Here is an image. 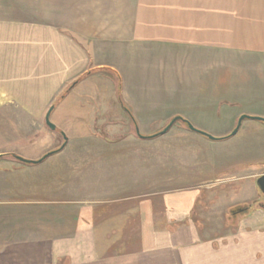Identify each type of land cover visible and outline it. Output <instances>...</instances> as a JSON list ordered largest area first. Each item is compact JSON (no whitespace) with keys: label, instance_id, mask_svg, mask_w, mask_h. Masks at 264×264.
Instances as JSON below:
<instances>
[{"label":"crops","instance_id":"obj_1","mask_svg":"<svg viewBox=\"0 0 264 264\" xmlns=\"http://www.w3.org/2000/svg\"><path fill=\"white\" fill-rule=\"evenodd\" d=\"M204 50L233 56L230 64L234 72L252 58L264 64V0H0V104L27 106L28 112L39 118L38 112L48 105L54 106L52 116L58 104L65 105L74 93L73 103L98 107L111 104L100 99L99 88H104L106 81L112 86L116 78L131 99L127 102L134 120H144L153 117L150 115L155 110L144 108L139 99L145 95L143 89H158L163 83L170 90L171 79L176 77L169 73H179L181 82L195 84L204 95ZM160 66L165 67L163 79L158 76ZM150 72L157 75L147 81ZM66 89L68 93L56 103ZM86 113L74 115L77 120L85 115L93 121L100 115ZM185 116L188 122L204 121L202 115ZM253 116L264 118V113ZM224 119V129L212 136H230L235 130L236 119ZM246 120L230 139L239 134ZM259 122L261 126L248 129L254 131L253 135L245 137L257 140L261 133L264 137V122ZM193 126L207 128L204 124ZM87 134L97 137L90 128ZM252 148L253 154L229 163L242 173L222 179L216 189V208L222 213L248 206V212L241 218L237 215L232 226L244 229L250 237L253 232L264 233V206H251L252 202H260L257 180L264 175V149H258L256 141ZM68 150L67 140L64 149L41 164L0 173V194L8 201L40 202L36 204L55 208L42 215L51 217L42 231L48 236L8 242L4 247L0 244V264H204L202 254L194 256L204 248V240L189 219L191 213L182 212L181 216L188 218L176 221L183 223L184 229L170 231L159 225L152 231H164L167 236L145 242L144 224V239L138 236L144 212L130 214L124 204L128 201L127 184L125 189L123 182L117 184L115 191L120 192L115 197L97 194L95 188L93 192L90 178L75 177L66 161ZM93 167L95 170V163ZM85 169L89 173L91 165L85 163ZM130 232L138 233L135 253L119 251L115 259L105 258L98 263L96 257H106L113 248L122 250ZM238 237L239 247L235 250L239 256L235 255L234 261L264 264V256L256 261L252 258V241H246L244 234ZM244 248H248L249 257L244 253L241 257ZM254 249H263L264 254V242L256 241Z\"/></svg>","mask_w":264,"mask_h":264},{"label":"rangeland","instance_id":"obj_2","mask_svg":"<svg viewBox=\"0 0 264 264\" xmlns=\"http://www.w3.org/2000/svg\"><path fill=\"white\" fill-rule=\"evenodd\" d=\"M222 56L216 50H204V95L195 84L181 82L179 73H169L176 77V80L171 79L173 81L170 90H167L163 83L158 89H143L145 95L139 99L144 102V108L147 106L146 110H155L150 115L153 117L144 120H134L130 103L127 102L131 99L126 97V90L120 88V80L116 78H113L112 86L111 82L106 81V86L99 88V94L102 95L100 99L110 101L111 104L98 107L76 104L73 103L76 94H71L67 101H64L65 105L58 104L50 118L51 123L67 131L68 137L61 130H52L46 125L45 116L52 105H48L43 112H38L39 118H34L28 112L27 106L0 104V155L3 156L0 158V173L27 166L14 159L15 155L26 160H40L64 146L68 140L66 161L73 167L75 177L91 179L93 192L95 188L97 194L115 197L116 193L120 192L115 191L117 184L123 182L124 189L127 184L128 201L124 204L131 211L130 214L144 212V222L139 220V234L128 233L127 245L123 243L122 250L113 248L106 257H96L98 263L105 258L115 259L119 251L135 253L137 234L139 238L144 239L145 236V242L152 243L156 236H167L164 231H152L154 227L160 228L159 225L170 231L184 229V224L176 221L188 218L181 216L185 211L191 213L189 219L194 226L197 225L195 228L198 236L202 235L201 239L204 240V248L194 255L202 254L204 264H240V260L234 261L233 257L239 256L235 248L239 247L238 235L243 234L246 241H252V258H255L254 261L258 260L264 256L263 249H254V246L256 241L264 242V233L253 232L250 237L244 229L233 227L232 220L227 217L229 211H225V215L221 209L216 208V189L222 179H228L234 173H242L240 168L232 167L229 163L233 160V163H237L253 154L252 144L255 141L258 149H264L263 133L257 140L245 137L252 136L254 131L248 129L261 126L260 122L246 120L236 137L223 141H210L191 132L183 120L178 121L163 136L144 139L137 134L138 129L144 137L157 135L169 125L174 116L182 115L185 119V114H188L198 117L202 115L204 121L190 122L193 125H206L208 129L204 127L199 130L211 135L224 129V116H233L236 119L234 122L238 124L237 121L243 115L256 117L253 115L264 113V64L252 58L245 60L247 65L239 66L235 69L237 72H234L230 64L233 56ZM164 68L160 66L161 71H158L160 79L165 76ZM155 75L157 72L148 73L146 80L149 81V77ZM67 91L68 89L56 103L61 102ZM202 109L204 112L200 111ZM88 112L100 115L94 121L87 120L85 115L82 120H77L74 115L89 114ZM88 128L96 133L97 137L87 134ZM85 163L91 165L89 173L85 172L89 170L85 169ZM36 203L8 201L6 195L0 194L1 247L8 242L44 239L48 236L42 231L44 224L46 225L44 222H48L51 217L42 215L55 208ZM85 203L89 205L90 202ZM99 203L101 202H97ZM261 203L252 202L251 206L256 208ZM242 216L243 214H238V218ZM143 224L145 231L142 229ZM132 229L136 230L135 224ZM143 231L145 234L142 237ZM179 241L181 240L178 234L176 242ZM124 246L127 250H124ZM176 247L179 248L178 245ZM202 247L201 245L200 248ZM247 250L248 248L242 250L241 257L243 253L245 257L250 256ZM194 251H197L195 247Z\"/></svg>","mask_w":264,"mask_h":264},{"label":"water","instance_id":"obj_3","mask_svg":"<svg viewBox=\"0 0 264 264\" xmlns=\"http://www.w3.org/2000/svg\"><path fill=\"white\" fill-rule=\"evenodd\" d=\"M53 109H54V106H52V107L50 108V110L48 111V113H47V115H46V118H45V122H46V125H47L50 129H52V130H56V126H55L53 123H51V121H50V117H51V113H52ZM246 119H253V120H257V121L264 122V118H262V117H252V116H248V115H243V116L239 119V121H238V125H237V127L235 128V130L232 132V134L230 135V137H233V136H235V135L238 133V131H239L240 128H241V125H242L243 121L246 120ZM182 120H183V122H185V123L188 125V128H189L190 131H192V132H194V133H197V134H199V135H201V136H204V137L208 138L209 140L219 141V138L214 137V136H212V135L206 133L205 131H201V130H199L198 128L194 127L191 123H189L187 120H185V119L182 118L181 116H177V117L173 118V120L169 123V125H168V126L162 131V132H160V133L157 134V135L150 136V137H144V136H141V134H140V132H139L138 129H137V134H138L139 137L144 138V139H148V138H156V137H159V136H163V135L167 134V133L173 128V126H174L178 121H182ZM66 143H67V141H66ZM66 143H65L64 146H62L59 150L52 151V152L48 153L47 155H45V156H44L43 158H41L40 160H33V161H31V160H26V159H24V158H22V157H19V156H16V155L13 156V157H15L16 160L20 161V162L23 163V164H27V165H38V164H41V163H43L44 161H46L49 157H51V156L57 154V153L60 152L62 149H64L65 146H66ZM0 156H2V155H0ZM257 187H258V189H259L261 195H263V194H264V175L258 178V180H257ZM243 208H244V209H243ZM246 212H248V206L234 208V209H232V210L230 211V214H231V217H230V218H233V219H234L238 214H244V213H246Z\"/></svg>","mask_w":264,"mask_h":264},{"label":"trees","instance_id":"obj_4","mask_svg":"<svg viewBox=\"0 0 264 264\" xmlns=\"http://www.w3.org/2000/svg\"><path fill=\"white\" fill-rule=\"evenodd\" d=\"M68 91H69V89H68ZM67 91V92H68ZM63 98V97H62ZM185 123V122H184ZM186 124V123H185ZM186 126L188 127V125L186 124ZM230 138V136H226V137H223V138H219V141H223V140H226V139H229ZM3 158V156H0V158ZM14 159H16L15 157H13Z\"/></svg>","mask_w":264,"mask_h":264},{"label":"flooded vegetation","instance_id":"obj_5","mask_svg":"<svg viewBox=\"0 0 264 264\" xmlns=\"http://www.w3.org/2000/svg\"><path fill=\"white\" fill-rule=\"evenodd\" d=\"M185 124V123H184ZM260 202H262L261 204H263V206H264V194L263 195H261L260 196ZM244 209V208H243ZM233 219V218H232ZM231 219V220H232Z\"/></svg>","mask_w":264,"mask_h":264}]
</instances>
